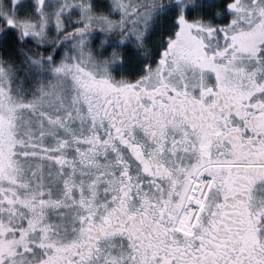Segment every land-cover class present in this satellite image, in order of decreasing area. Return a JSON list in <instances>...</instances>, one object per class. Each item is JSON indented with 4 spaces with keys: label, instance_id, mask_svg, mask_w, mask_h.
I'll use <instances>...</instances> for the list:
<instances>
[{
    "label": "snow or ice",
    "instance_id": "obj_1",
    "mask_svg": "<svg viewBox=\"0 0 264 264\" xmlns=\"http://www.w3.org/2000/svg\"><path fill=\"white\" fill-rule=\"evenodd\" d=\"M0 264H264V0H0Z\"/></svg>",
    "mask_w": 264,
    "mask_h": 264
}]
</instances>
